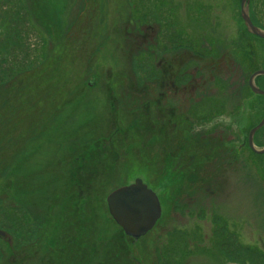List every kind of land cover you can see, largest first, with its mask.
Instances as JSON below:
<instances>
[{"label":"rangeland","instance_id":"1","mask_svg":"<svg viewBox=\"0 0 264 264\" xmlns=\"http://www.w3.org/2000/svg\"><path fill=\"white\" fill-rule=\"evenodd\" d=\"M140 2L0 0V231L5 234L0 238V261L9 259V236L13 238V252L28 251L27 244L34 240L30 235L37 228L33 222L37 216L32 213L45 218L53 203L58 211L59 196L75 181V160L86 147H101L108 137L123 139L114 132L113 124L116 122L123 131L138 112L146 111L143 102L150 94L141 95L140 88L157 79L156 63L166 60L167 55L160 60L150 52L136 55L134 41L126 40L123 26L141 20L157 25L159 56L169 45L173 44L177 52L185 41L193 43L197 33L208 44L219 40L221 52L239 49V60L241 50L251 52L247 75L240 70H224V61L218 66L223 69L218 80L229 83L225 96L241 92L234 120L223 116L225 109L220 106L212 118L201 123L208 134L218 130L236 137L237 142L228 144L227 149L238 150L239 167H222V172L221 168L213 169V174L206 166L193 175L190 185L158 188L154 167L160 150L152 149V136L136 138L138 134L131 133L135 141L129 139L116 151L120 159L127 155L130 145L138 151L117 165H123L121 175L107 176L112 186L102 190L96 202L76 201L67 207L68 212L71 207L78 212L80 237L88 228L89 240L97 231V240L106 244L105 230H110L111 238L118 228L110 221L105 197L123 181L133 183L141 178L156 194L161 193L162 219L147 236L138 240L129 237L142 248L139 260L144 256L146 264L264 262V154H254L246 144L239 146L248 141L249 132L264 117V96L254 94L249 81V89H240L243 77L247 87L249 74L264 70V40L246 30L240 16L242 0ZM247 4L250 21L264 30V0H247ZM212 25L218 39L211 37ZM167 33L173 34V43ZM204 74L207 81L211 80L209 71ZM263 80H257L262 90ZM108 97L117 98L116 121ZM225 145L220 144L223 149ZM255 145L258 150L264 148V127L256 133ZM107 150L98 149L96 157L105 156ZM161 172L160 168L159 178L164 177ZM211 177L216 179L214 183ZM81 188L83 192L94 189L87 184ZM86 248L82 246L80 254Z\"/></svg>","mask_w":264,"mask_h":264},{"label":"flooded vegetation","instance_id":"2","mask_svg":"<svg viewBox=\"0 0 264 264\" xmlns=\"http://www.w3.org/2000/svg\"><path fill=\"white\" fill-rule=\"evenodd\" d=\"M140 1L137 0V2H143V0ZM126 24L123 26L124 35L127 36L126 40L129 38V41H134L136 55L141 56L150 52V55H153L156 60L161 59L165 54L167 55L166 60L159 59L160 61L156 63L157 79L140 88L141 95L150 94L143 102L146 111L138 112V117L131 119L129 125L123 131L118 127L116 122L113 124L114 132L119 135L122 134L123 139L112 140L108 137L104 139L101 147L100 144L97 146L92 144L86 147L85 152L75 160V168L77 170L75 181H71L70 184L68 183L65 191L59 196L60 206L58 207V211L57 205L53 203L45 218L43 215L41 217L32 213L34 217L37 216L33 220L37 224V228L30 235V238L34 239L32 240L33 242L27 244V247L30 248H27L28 251L26 252L23 251L21 254H16L12 251L14 250V247L11 245L13 238L9 236L8 244H10L11 253L10 255L8 254L9 259L5 263L0 261V264H126L127 262L128 264H146L144 256L142 261L138 259L140 255L142 256V248L140 249L138 245L136 246V241L127 237L112 218L110 221L117 226L118 231L110 238V230H105L106 244H103V241L99 242L97 240V231H94L93 237L89 240L87 235L88 228L84 229L80 237L78 212H76L74 207H71L69 212L67 209L68 205L74 206L76 201H80L81 204L85 200L87 202L92 200L98 201L99 195L101 196L100 192L107 189L108 186H112V183H108L107 176L112 174L114 176L121 175L123 165L119 168L117 165L123 164L134 151H138V148L134 150L130 145L127 155L121 159V156L116 151L118 145H124L129 139L135 141L130 138L131 133L136 132L138 134L136 138L145 135L152 136L154 139L152 149L160 150L155 155L156 167H154L157 173L156 185L158 188L171 189L169 185H172L173 188L178 184L190 185L195 178L193 175L206 166H210L213 174V169L221 168L219 170L222 172L224 171L222 167L232 169L239 167L237 165L238 160H236L238 150L227 149L229 148L228 144L237 142L236 137L228 135V132L223 135L218 130L208 134L205 132L206 125L202 127L201 123L210 117L212 118V115L220 106L225 109L223 116L228 115L233 119L237 113L238 97H240L241 92L235 91L231 92L234 96L232 94L225 96L229 93L227 92L229 90V83L226 80H218L220 78L219 71L223 70L218 68V66L224 61V70H232V72L240 70L244 71L247 75L250 69L251 52L241 50L242 59L239 60L236 57L239 49L223 50L221 52L220 46H218L219 40L216 43L212 42V44H208L206 38L199 33H197L193 43L185 41L183 47L174 52V45L171 40L173 34L167 33L168 38L170 37V41H172V45L162 50L163 54L159 56L157 50L160 35L158 28L155 27L157 26L156 24L153 26L141 20L131 21V23L126 22ZM131 26L133 27L131 28ZM200 26L201 24L197 22L196 27H199V31ZM209 29L212 33L211 37L218 39L217 35L219 34L216 31V26H209ZM109 41L111 42V40ZM110 42L109 44L106 42L107 46H112ZM173 54H176L175 58H173L174 56L171 58ZM246 56L247 58L249 56V59H246ZM246 60H248V64ZM216 67L218 70L214 73ZM208 71L211 74V80L207 81L204 73ZM257 71L264 70L251 72L247 79V87L245 86L246 79L243 77L240 87L241 91L249 89L248 81ZM259 78L262 80L264 76H257L255 78L256 86L262 90V84L261 86L257 84L259 83L257 82ZM232 89L233 85H231ZM108 100L111 102L113 121H116L117 108L115 105L117 104V98L108 97ZM149 109H151V112ZM242 111L243 114L245 111L244 106H242ZM255 135L256 133L253 136L254 147L256 146ZM209 136L213 139L210 140ZM223 143L226 144L225 149L220 146ZM245 144L253 151L247 140L239 146H245ZM104 147L108 149V154L106 152L105 156L97 158L95 155L96 151ZM138 147L142 148L143 146L138 145ZM160 168L162 169L161 174L164 175L163 178H159L158 175L160 174ZM94 172H96V175L92 174ZM215 175L218 174L215 173ZM78 179L80 182H78ZM139 180L156 194L155 189L148 185L144 179L139 178ZM214 181L216 179L211 177L210 182L214 183ZM123 183L119 187H112L108 195L119 188L133 184L132 182L128 183L127 180L123 181ZM86 184L94 189H87L83 192V189H80V185ZM159 194L161 195V193ZM159 194H156L157 197ZM108 195L105 197V202ZM158 200H160L159 197ZM161 217L160 219H162ZM157 223L153 228L157 226ZM4 235V232L0 231V238L4 237ZM157 239H159V236ZM47 244L49 245L47 247L48 251L47 249L45 250ZM85 245H87L85 252L80 254L79 249H82V246L85 247Z\"/></svg>","mask_w":264,"mask_h":264},{"label":"water","instance_id":"3","mask_svg":"<svg viewBox=\"0 0 264 264\" xmlns=\"http://www.w3.org/2000/svg\"><path fill=\"white\" fill-rule=\"evenodd\" d=\"M247 0H242L240 16L251 35L264 40V31L256 28L248 16ZM257 76H264V71L254 73L249 79V87L254 94L264 96V91L254 85ZM264 127L261 122L249 132V145L257 154H264V149L256 150L253 146L254 134ZM108 212L113 221L128 237L138 240L150 232L161 217V208L157 196L137 179L132 185L113 191L106 199Z\"/></svg>","mask_w":264,"mask_h":264},{"label":"trees","instance_id":"4","mask_svg":"<svg viewBox=\"0 0 264 264\" xmlns=\"http://www.w3.org/2000/svg\"><path fill=\"white\" fill-rule=\"evenodd\" d=\"M255 25V24H254ZM256 27H258V28H260L259 26H257V25H255ZM261 29V28H260ZM263 257H264V254H263ZM264 259V258H263ZM253 264V263H252ZM262 264H264V262L262 263Z\"/></svg>","mask_w":264,"mask_h":264}]
</instances>
